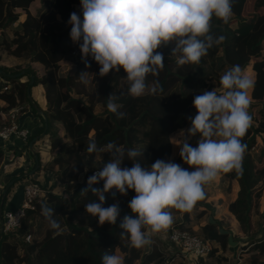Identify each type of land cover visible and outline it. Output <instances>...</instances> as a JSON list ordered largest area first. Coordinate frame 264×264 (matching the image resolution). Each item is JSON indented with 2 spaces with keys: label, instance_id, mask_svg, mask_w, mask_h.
<instances>
[{
  "label": "trees",
  "instance_id": "trees-1",
  "mask_svg": "<svg viewBox=\"0 0 264 264\" xmlns=\"http://www.w3.org/2000/svg\"><path fill=\"white\" fill-rule=\"evenodd\" d=\"M33 1L0 0V99L4 101L0 104V128L8 123L14 108H18V112L26 106L35 110L28 90L32 96L31 87L41 84L45 95L42 110L46 114V124L39 116L44 121L42 129L46 125L51 157L42 162L36 151L37 171L49 169L59 189L44 192L35 207L26 210L20 226L10 231L0 227V264H102L105 250L114 253L115 248L123 253V264H148L149 261L152 264H167L169 261L180 264L179 250L165 254L161 249L151 252L145 246L137 249L127 237L120 236L123 231L119 227L120 220L125 214H132L128 202L136 195L133 190L127 195L117 192L115 197L106 193L104 206L119 203L121 208L116 225L105 223L101 226L98 218L86 212L84 205L96 198L91 193L81 195L80 191L86 187L92 171L101 169L109 159L107 152L90 154L86 149L90 141H95L99 147L114 141L124 149L144 151V158L138 157L143 167L163 159L174 161L189 171L194 170L182 160L180 150L177 156L170 158V138L177 131L190 127L188 117L197 113L193 96L201 94L202 88L226 91L220 85V77L233 65L250 66L254 71L248 109L252 123L242 138L247 145L242 161L243 174L238 175L235 170L221 172L204 186V193L219 190L230 194L233 182L237 181L236 197L229 201L227 208L238 221L242 234H232V237L240 242L241 264H264V209L260 208V198L264 196V0H233L228 23L213 16L212 33L225 39L210 48L199 65L179 66L178 54L171 55V44L159 49L164 54L165 66L158 77L149 74L147 83L152 86L158 80L163 91L139 98L128 94L129 83L122 68L119 73L113 71L104 77L98 75L100 65L94 60L89 61L90 67L77 60L73 71L64 72L61 68V60L72 59L71 25L67 21L72 12L81 14L80 0H39L43 9L32 13L29 6ZM17 8L24 10L22 19H19ZM251 12L256 13L255 17L247 19ZM6 29H11V33L5 32ZM215 60L219 62L217 66ZM33 61L43 64L42 72L31 65ZM208 66H211L209 71ZM89 68L92 74L91 89L88 90L79 74ZM20 71H23L21 75H13ZM208 78L213 80V85L208 84ZM111 93L118 97L119 111L126 114L122 119L107 108ZM33 136L29 135L25 147ZM199 136L190 138L191 146H197ZM180 139L183 141L184 136L181 135ZM258 144L261 148L259 154H255L254 148ZM6 151L0 143V164ZM31 160L32 168L36 160L33 157ZM122 166L131 167L132 161L126 159ZM17 178L13 176L11 179ZM25 178L42 182L33 174ZM12 184H8L7 192ZM97 186L102 187L103 181ZM44 204L57 212L55 218L62 226L59 232L51 229L42 215ZM170 212L174 215L182 211L170 209ZM206 212V207L196 203L191 210L183 211L182 218L170 226L188 230L209 239L212 244L219 242L223 249L230 247L228 234L231 233L222 222L223 218L212 216L210 221ZM194 220H198L197 227L193 225ZM220 228L227 232H220ZM27 233L31 235L28 241L24 239ZM214 249L212 247L210 252Z\"/></svg>",
  "mask_w": 264,
  "mask_h": 264
},
{
  "label": "clouds",
  "instance_id": "clouds-1",
  "mask_svg": "<svg viewBox=\"0 0 264 264\" xmlns=\"http://www.w3.org/2000/svg\"><path fill=\"white\" fill-rule=\"evenodd\" d=\"M81 14L72 12L67 21L71 25L70 38L79 46L81 59L90 67L89 57L100 65L98 75L111 72L126 73L128 94L134 98L146 94L157 95L163 89L159 81L147 83L151 74L158 77L165 58L159 49L173 45L171 55H177V64L199 65L202 57L225 37L212 33L211 20L215 16L228 23L233 12V0H80ZM87 82V72L79 74ZM220 85L226 90L218 94L203 89L193 99L196 115L189 116L190 127L181 129L184 139L179 145L182 160L194 170L189 171L174 161L157 159L149 167H143L138 157L144 151L124 149L114 141L99 147L95 141L87 146L88 153H109L103 167L87 178L81 195L91 193L96 199L85 204L86 212L101 226L116 225L121 215L119 203L107 207L106 193L113 197L118 192L136 195L128 202L132 214H125L119 227L122 238L127 237L137 249L149 244L145 229L153 233L166 230L173 222L170 209L188 211L204 198V186L221 172L235 170L243 174L242 161L247 145L242 142L252 123L248 109L251 101L248 89L252 80L243 73L240 65H233L220 77ZM118 97L108 95L107 108L118 118ZM200 135L197 146L189 143L191 137ZM132 166H122L125 160ZM87 171V168H85ZM103 181V186L97 185ZM115 189V191H113ZM42 215L51 229L62 228L55 218L54 208L41 207ZM102 264H123L120 256L105 250Z\"/></svg>",
  "mask_w": 264,
  "mask_h": 264
},
{
  "label": "crops",
  "instance_id": "crops-1",
  "mask_svg": "<svg viewBox=\"0 0 264 264\" xmlns=\"http://www.w3.org/2000/svg\"><path fill=\"white\" fill-rule=\"evenodd\" d=\"M36 1L38 2V5H35ZM39 5H40L39 0H34L29 6L30 11L32 13H35L37 6ZM17 10L20 11L19 19H22L25 16L24 10H22L21 8H17ZM64 62L65 63L71 62L72 64H75L72 59L70 60L63 59L59 63L61 66H63L62 64ZM3 63L11 64L8 61H3ZM31 65L37 68L39 72L43 71V64L41 62L33 61L31 62ZM25 78L26 77H23V79ZM31 93H32L31 96L32 100L36 102L37 106L40 107V109H42L45 106V95H44L43 86L41 84L33 85L31 87ZM3 103L4 101L0 99V104ZM39 115L40 114L37 113L36 109L32 110L27 106L24 107L22 110L18 112L17 115L20 127L28 129L29 135L32 134L34 136L38 135L45 128L44 127L42 129L44 121ZM178 132L180 131H177L176 133ZM178 139L179 142L181 143L182 141L180 139V136H178ZM0 143L4 148L7 149L6 156L2 161V163L0 164V193L3 192L6 183L13 181L12 186L9 188L8 192L6 193L2 210L14 209L22 201L23 183L26 179L25 177L28 176L27 174L24 175V173L27 172L29 169H31V165H32L31 159L33 157V154L29 148V145L28 147H25L24 145L25 142L18 135H13L9 140L5 142L1 140ZM48 147L49 145H48L46 132L42 137H39L33 141V148L39 154L42 162L47 161L51 157V154L48 151ZM179 150L180 147L179 149L172 151V153L170 154V158L177 156ZM41 169H39L38 171L36 169L32 173L33 176L35 178L37 177L45 185L48 184L50 187L58 188L56 181L53 180L51 171L49 169H44V168L42 170ZM21 170L23 172H21ZM13 176L15 177L17 176L18 178L16 180H13L11 179ZM233 185L235 186H233L232 193L225 194L219 190H216L215 193L205 194L202 200L197 201V204L207 208V212H206V214H208L207 217L213 216L214 218H218V219L228 218L227 220L230 221V228H232L234 232H236L238 235L240 233L242 234L239 223L234 217V215L227 208V204L229 203L230 200L236 197L237 190L239 188L237 181H234ZM260 208L264 209V196L260 198ZM182 212L174 215L171 214L173 217V222L182 218ZM197 221L198 220L193 221L194 227H197ZM200 222L203 223L204 221H200ZM145 231L151 241L149 244L145 245L146 250H150L149 247H153V251H155V249H161L165 254L171 253L174 250H178L179 247L168 239L169 228L166 230H162L161 232L158 233H153L150 227L146 228ZM235 241L236 243L234 245L229 244L230 247H227L225 249L221 247L219 242H214L213 247H215V249L212 252H210L209 255H207L205 258H202L201 263L241 264L242 257H240L238 253L240 242H238L237 240ZM114 253L122 258L123 253L118 248H115Z\"/></svg>",
  "mask_w": 264,
  "mask_h": 264
},
{
  "label": "built area",
  "instance_id": "built-area-1",
  "mask_svg": "<svg viewBox=\"0 0 264 264\" xmlns=\"http://www.w3.org/2000/svg\"><path fill=\"white\" fill-rule=\"evenodd\" d=\"M70 55L74 63L81 59L79 46L71 42ZM89 61L93 60L91 57ZM18 108H14L10 112L9 121L6 125L0 128V140L7 141L13 135H18L24 142L27 141L29 131L26 128L20 127L18 122ZM100 169H94L92 174ZM50 187L48 184L26 178L23 183V198L21 203L14 209L3 210L0 216V227L4 231H10L13 228L20 226L22 218L25 216L27 209H33L35 203L39 202L44 192H56L58 188ZM30 233L25 234L24 239L30 240ZM168 239L175 243L180 252V264H203L201 259L205 258L211 251L213 244L209 239H203L195 233L188 230L179 229L173 226L169 227ZM153 251V247H149ZM149 261L148 264H152ZM167 264H173L169 261Z\"/></svg>",
  "mask_w": 264,
  "mask_h": 264
},
{
  "label": "rangeland",
  "instance_id": "rangeland-1",
  "mask_svg": "<svg viewBox=\"0 0 264 264\" xmlns=\"http://www.w3.org/2000/svg\"><path fill=\"white\" fill-rule=\"evenodd\" d=\"M35 5H38V2L36 1V4ZM41 5V4H40ZM37 6V11H39V9L41 10V9H43L42 8V5L41 6ZM40 7V8H39ZM36 14H38V12L36 13ZM255 15H256V13H254V12H251V13H248L247 14V19H251V18H254L255 17ZM237 23H238V21H237ZM5 32H7V33H11V29H6L5 30ZM262 57H264V50H263V55H262ZM69 60H70V58H69ZM71 63V62H70ZM70 63H63L62 65L63 66H61V68L62 69H64V72H68V69H69V71L70 70H72L73 71V69H74V67H75V64L77 63H75V64H70ZM218 60H215L214 61V65L215 66H217L218 65ZM207 69H208V71L209 70H211V66H208L207 67ZM242 71H243V73L245 74V75H247L252 81H253V79H254V71L251 69V67L250 66H247L246 68H242ZM87 82L85 83V86L88 88V90L89 89H91V81H90V79H91V74H92V69L91 68H89V69H87ZM210 77V76H209ZM201 80H199V82H200ZM207 82H208V84L209 85H213L212 83H213V80H210V78H208L207 80H206ZM214 87V86H213ZM202 89H205V88H202ZM250 90H251V88H249L247 91H248V97H250ZM217 93H219V94H222V90L221 89H219V90H217ZM73 95H74V93H73ZM77 95H79V94H75V96H77ZM193 97H195V96H193ZM193 97H189L190 99H193ZM98 107H100V106H98ZM178 136H179V132L178 133H175V135L173 134L172 136H171V138H170V146H171V149H170V154L172 153V151H174V150H177V149H179V145H177V144H175V143H180L179 142V139H178ZM199 139H200V136H199ZM28 147V146H27ZM260 148H261V145L260 144H258V145H256V147L254 148V152L253 153H255V154H259V151H260ZM97 157H99V156H97ZM235 186V185H234ZM55 191H57V190H55ZM228 218H223V223H224V225L227 227V228H229L228 229V231H230L229 233H232L233 235H235V236H238L237 235V233L236 232H234V230L232 229V228H230V221L229 220H227ZM223 257V256H222ZM220 260V259H219Z\"/></svg>",
  "mask_w": 264,
  "mask_h": 264
},
{
  "label": "water",
  "instance_id": "water-1",
  "mask_svg": "<svg viewBox=\"0 0 264 264\" xmlns=\"http://www.w3.org/2000/svg\"><path fill=\"white\" fill-rule=\"evenodd\" d=\"M22 72L23 71H20V72L14 73L13 75H21ZM30 77H31L30 83H32L33 82V74H31ZM28 95L30 96V99L32 100V97L30 95V91L29 90H28ZM32 102H33V107H35L37 113L40 114L44 118V121H45V124H46L47 118H46L45 112L42 109H40V107H38L37 104L33 100H32ZM45 132H46V125H45V128L38 135L33 136V138L29 141V148H30V150H31V152L33 154V158L36 160V163H35L34 167L29 169L27 172H25L24 175L25 174H27V175L32 174L37 169V167L39 165L38 164V154L36 153V151L33 148V141L36 140L39 137H42L45 134ZM12 182L13 181H10L8 184H11ZM8 184L5 186V188H4L3 192H2V195H1V199H0V213L2 212V209H3L4 199H5V196H6L7 189L9 187ZM209 220L212 221L213 217L209 216ZM219 230L222 233L227 232V230L224 229V228H220ZM228 243L230 245H234L236 243V241L233 239L231 234H228Z\"/></svg>",
  "mask_w": 264,
  "mask_h": 264
}]
</instances>
